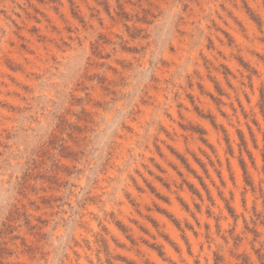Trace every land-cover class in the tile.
Wrapping results in <instances>:
<instances>
[{"label":"rangeland","instance_id":"rangeland-1","mask_svg":"<svg viewBox=\"0 0 264 264\" xmlns=\"http://www.w3.org/2000/svg\"><path fill=\"white\" fill-rule=\"evenodd\" d=\"M0 264H264V0H0Z\"/></svg>","mask_w":264,"mask_h":264}]
</instances>
